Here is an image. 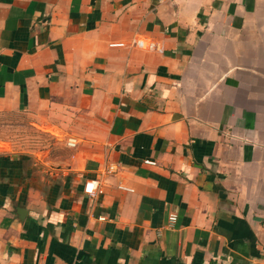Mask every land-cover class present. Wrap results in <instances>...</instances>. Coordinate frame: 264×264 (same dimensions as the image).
Here are the masks:
<instances>
[{
	"label": "crops",
	"instance_id": "obj_1",
	"mask_svg": "<svg viewBox=\"0 0 264 264\" xmlns=\"http://www.w3.org/2000/svg\"><path fill=\"white\" fill-rule=\"evenodd\" d=\"M0 264H264V0H0Z\"/></svg>",
	"mask_w": 264,
	"mask_h": 264
},
{
	"label": "built area",
	"instance_id": "obj_2",
	"mask_svg": "<svg viewBox=\"0 0 264 264\" xmlns=\"http://www.w3.org/2000/svg\"><path fill=\"white\" fill-rule=\"evenodd\" d=\"M67 144L71 147L75 146L76 144V141L74 138H69L68 139V142ZM97 186H98V182L94 179H88L85 181L84 183V191L89 194V195H94L95 192H96V189H97ZM170 222H173L175 220V215L174 214H171L170 217Z\"/></svg>",
	"mask_w": 264,
	"mask_h": 264
}]
</instances>
